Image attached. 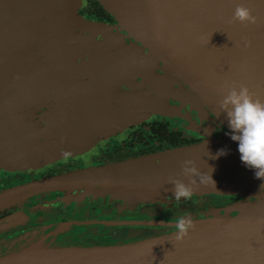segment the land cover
I'll return each mask as SVG.
<instances>
[{"label":"water","instance_id":"obj_1","mask_svg":"<svg viewBox=\"0 0 264 264\" xmlns=\"http://www.w3.org/2000/svg\"><path fill=\"white\" fill-rule=\"evenodd\" d=\"M97 1L115 24L83 15L87 0H0V166L53 158V101L58 98L65 109L66 97L74 95L75 110L84 112L86 78L102 79L108 68L121 79L124 118L162 112L168 81L159 69L186 83L230 134H208L197 144L85 171L76 181L142 199L173 193L170 177L188 183L183 162L193 160L201 172L213 169L215 182L209 176L194 193L236 196L252 183L264 185L241 161L220 107L233 86L244 85L264 100V0ZM238 4L251 9L255 24L232 21ZM73 59L76 65L66 71ZM39 109H45L46 126L36 118ZM220 149L227 154L213 159ZM256 193L201 218L191 216L195 227L181 241L174 231L116 245H32L1 255L0 264H264V191Z\"/></svg>","mask_w":264,"mask_h":264},{"label":"flooded vegetation","instance_id":"obj_2","mask_svg":"<svg viewBox=\"0 0 264 264\" xmlns=\"http://www.w3.org/2000/svg\"><path fill=\"white\" fill-rule=\"evenodd\" d=\"M92 10L82 14L115 24L100 5L92 4ZM96 75L86 78L84 112L75 110V96L68 95L64 117L55 118L53 158L39 164L0 166V255L29 245L64 248L141 241L176 231L178 217L201 218L205 211L246 199L194 192L192 199L179 202L173 193L136 199L122 189H93L90 183L76 181L75 175L85 171L200 143L210 127L218 129L219 136L230 134L209 109L212 117L202 116L176 100H172L178 106L176 113L124 118L118 104L122 96L117 72L112 77L108 68L102 79ZM60 105L55 98L56 114ZM44 110H37V120ZM78 112L83 115L76 116ZM216 197L227 201H215ZM254 197L248 194L247 199Z\"/></svg>","mask_w":264,"mask_h":264},{"label":"clouds","instance_id":"obj_3","mask_svg":"<svg viewBox=\"0 0 264 264\" xmlns=\"http://www.w3.org/2000/svg\"><path fill=\"white\" fill-rule=\"evenodd\" d=\"M232 21L255 24L257 17L252 14L251 9L243 4H238L234 10ZM245 46H251L250 42ZM220 107L226 113L229 127L232 130L231 139L238 142L241 161L247 167L255 169L257 179H264V100L255 97L244 85L239 88L233 86L220 101ZM226 154L225 149H220L212 158L216 159ZM212 171L213 169H211ZM211 172H201L193 160H185L182 174L188 179V183L180 179L169 178V183L174 186L175 200L179 202L181 198L192 199L194 186L198 183L206 184L209 176L215 185ZM261 187L264 188V185ZM174 227L176 229L174 238L181 241L188 236L190 229H193L195 224L189 215L178 217Z\"/></svg>","mask_w":264,"mask_h":264},{"label":"rangeland","instance_id":"obj_4","mask_svg":"<svg viewBox=\"0 0 264 264\" xmlns=\"http://www.w3.org/2000/svg\"><path fill=\"white\" fill-rule=\"evenodd\" d=\"M75 61H76V59H73L72 61L69 62V64H67L68 67L66 68V71H67L68 68L71 67V65H74ZM160 65L163 66L162 63H160ZM157 71L158 72L160 71V73L165 77V79L168 81V83H167V86H166V92L162 96L163 97L162 105H164V107H166V108H165V110H163L162 112L157 113L156 115H158L160 113H176V111L178 110V108H176V107H178V106H175L172 103V100H176V101H178V103H180V105H183V107H186V108L189 107V108L198 110V112H200V114L202 116L203 115H207L208 117H212L208 113V108L206 106H204L203 102L200 100L198 95L186 83H184L182 80H178V78L176 76H174L171 72H166V71H162V70H159V69ZM118 104H119V107L121 108L122 107V97H121V103H120V100H119ZM142 105L145 106L144 103H142ZM148 105L151 106L152 102L149 101ZM65 111H66V109H62V108L59 107V111H58L59 113L56 114V117H64V115H62V112H65ZM36 114H37V111H36ZM41 115H40L41 120H38V121H40V123L42 124V123H45V122L43 121ZM54 122H55V119H54ZM212 128L213 127H210V130H207L208 131L207 135L208 134H213V132H214V134H216V131L219 132L218 129H216V130L214 129L213 130ZM211 130L213 131L212 133L210 132ZM253 178L257 179L255 177V173L253 174ZM244 179H245V174H243V173L241 174V176L239 178H237V180L240 182V185L244 184V181H243ZM258 184H260V182L259 183H252V185L249 186V187L246 186L245 188H249V189L246 190V191L244 189L243 190L244 192H243L242 195L239 194V195H236V196L240 197L241 200H242V197H246V199H247L248 194L257 195L256 191H261V190L264 191V189L261 186L254 187V186H257ZM251 187H253V188H251ZM215 201L225 202L227 200H225L223 198H219L218 199L216 197ZM30 246H32V245L26 246L25 248L30 247ZM25 248H23V249H25ZM18 250H22V248L18 249ZM18 250H12L10 252H13V251L15 252V251H18Z\"/></svg>","mask_w":264,"mask_h":264},{"label":"trees","instance_id":"obj_5","mask_svg":"<svg viewBox=\"0 0 264 264\" xmlns=\"http://www.w3.org/2000/svg\"><path fill=\"white\" fill-rule=\"evenodd\" d=\"M92 4L100 5L104 9V7L100 4L99 1H97V0H90L89 3L86 6H84V8L80 12L81 13H84V12H91V13H93L94 10L91 11Z\"/></svg>","mask_w":264,"mask_h":264}]
</instances>
